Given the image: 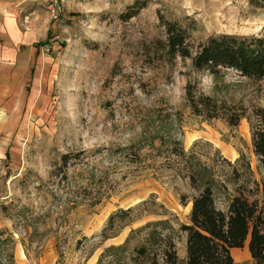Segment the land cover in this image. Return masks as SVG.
I'll return each instance as SVG.
<instances>
[{"label":"rangeland","instance_id":"obj_1","mask_svg":"<svg viewBox=\"0 0 264 264\" xmlns=\"http://www.w3.org/2000/svg\"><path fill=\"white\" fill-rule=\"evenodd\" d=\"M165 22L184 30L193 56L213 35L264 38V0H0L3 264L9 255L12 264H95L157 220L173 228L184 258L178 228L196 192L174 157L150 146L155 133L211 171L217 209L239 195L255 202L264 232V165L249 128L252 110L264 109V80L229 69L213 77L168 58ZM187 86L220 117L193 115ZM231 111L244 113L236 126L223 118ZM127 208L132 219L116 220L102 241L108 217ZM246 246L231 251L236 264H254Z\"/></svg>","mask_w":264,"mask_h":264},{"label":"trees","instance_id":"obj_2","mask_svg":"<svg viewBox=\"0 0 264 264\" xmlns=\"http://www.w3.org/2000/svg\"><path fill=\"white\" fill-rule=\"evenodd\" d=\"M163 26V49L168 58L189 59L194 70L206 71L213 77L220 69H229L247 79L264 80V38L213 35L191 56L184 30L168 22ZM185 99L193 115L206 120L220 117L213 99L194 94L189 86L185 89ZM243 117V112L233 111L223 116L228 126H236ZM251 117L253 123L249 128L253 154L264 165V109H253ZM154 141L156 146H153ZM150 146L165 148L176 160L178 177L187 180L196 192L189 200L188 224L178 228L185 236L184 258H177L173 228L167 220H157L131 230L123 244L104 248L95 264H236L231 251L241 249L246 240L247 252L254 264H264L263 220L256 203L239 195L228 200L225 211L217 209L213 201L215 179L204 164L195 160L190 152H184L178 140L158 133L152 136ZM67 159L68 156H61L62 166ZM133 210L119 209L112 213L100 233L101 240L111 237L108 232L113 230L116 220L132 219ZM141 233L140 241L129 250L126 247L128 239ZM0 264L3 263L0 261ZM6 264H12L10 255Z\"/></svg>","mask_w":264,"mask_h":264},{"label":"built area","instance_id":"obj_3","mask_svg":"<svg viewBox=\"0 0 264 264\" xmlns=\"http://www.w3.org/2000/svg\"><path fill=\"white\" fill-rule=\"evenodd\" d=\"M50 13L53 14L54 13V10L53 8L50 9Z\"/></svg>","mask_w":264,"mask_h":264}]
</instances>
